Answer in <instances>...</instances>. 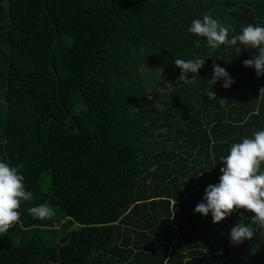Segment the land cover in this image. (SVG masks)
I'll list each match as a JSON object with an SVG mask.
<instances>
[{
  "label": "trees",
  "instance_id": "obj_1",
  "mask_svg": "<svg viewBox=\"0 0 264 264\" xmlns=\"http://www.w3.org/2000/svg\"><path fill=\"white\" fill-rule=\"evenodd\" d=\"M205 13L229 38L264 26V0H0V160L33 193L0 264H264L254 213L194 214L220 156L264 130L255 50L187 33ZM174 58L206 62L185 81ZM44 203L54 217L33 219ZM238 223L255 234L233 245Z\"/></svg>",
  "mask_w": 264,
  "mask_h": 264
},
{
  "label": "clouds",
  "instance_id": "obj_2",
  "mask_svg": "<svg viewBox=\"0 0 264 264\" xmlns=\"http://www.w3.org/2000/svg\"><path fill=\"white\" fill-rule=\"evenodd\" d=\"M187 33L204 38L205 45L210 49H218L222 45L233 47L239 45L241 49H254L251 59L243 61V66L253 68L256 76H264V26L248 24L239 34L229 38L230 29L205 13L202 18L194 19L186 29ZM231 31H235L234 29ZM200 39H194V45H200ZM206 60L201 58L180 59L174 58L173 64L180 69L179 77L189 80V73L197 74L205 65ZM211 79L214 84L222 82L224 89H229L235 80L227 70L219 64L213 63ZM264 88L260 89V93ZM213 100L216 94L208 93ZM225 99H220L222 104ZM222 164L218 183L209 184L202 197V201L194 208V214L202 217L211 215L213 224H218L235 211L244 209L254 213L251 221L264 229V130L256 131L252 136L242 138L241 142L233 143L227 155L219 158ZM217 163L214 162L213 166ZM200 173L199 175H201ZM197 175V176H199ZM33 193L27 190L24 176L16 166L0 160V234L6 233L19 220L21 215L18 209L24 202L31 201ZM27 212L36 220H48L54 217L55 212L48 204L30 207ZM255 232L247 224H236L228 233V241L233 245H240L245 240H251Z\"/></svg>",
  "mask_w": 264,
  "mask_h": 264
}]
</instances>
